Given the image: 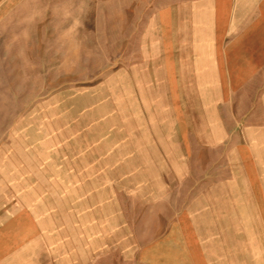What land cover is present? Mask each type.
Here are the masks:
<instances>
[{
	"label": "rangeland",
	"instance_id": "1",
	"mask_svg": "<svg viewBox=\"0 0 264 264\" xmlns=\"http://www.w3.org/2000/svg\"><path fill=\"white\" fill-rule=\"evenodd\" d=\"M169 1L0 0L1 264H129L153 204L209 190L264 264V0L237 84L178 72Z\"/></svg>",
	"mask_w": 264,
	"mask_h": 264
},
{
	"label": "crops",
	"instance_id": "2",
	"mask_svg": "<svg viewBox=\"0 0 264 264\" xmlns=\"http://www.w3.org/2000/svg\"><path fill=\"white\" fill-rule=\"evenodd\" d=\"M189 3L192 4L191 8ZM241 3L246 13L238 15L236 11L240 9ZM198 4L196 6L189 0H174L173 3L169 1L166 4L169 9L172 5L177 8V11L174 9L175 15L170 13L171 17L168 19L170 25L173 21L178 26L174 30L173 39L177 43H185L179 45L180 49L167 53L168 57L178 54V72L201 74L207 73V68L214 66L217 68V74L231 75L222 79L223 82L226 80L228 83L231 79V82L236 84L244 82L250 75H255L256 0H200ZM187 42H193L192 51L186 48ZM196 42H206L209 47L206 45L203 52H197V49L194 50ZM217 80L218 78H215V81ZM220 88L223 89V85L216 84V89L221 90ZM227 88L235 87L232 85ZM220 96L223 97L222 93ZM209 191L200 195H185L183 202L186 204H167L163 205V209L153 204L149 213H155L156 219H149V225L139 226L138 233L144 236L139 238L134 257L127 262L240 264L239 228L223 225V195L217 191ZM153 201L171 200L162 197ZM197 201L203 204L196 206ZM13 258L16 256L13 255ZM86 264L95 263L88 261Z\"/></svg>",
	"mask_w": 264,
	"mask_h": 264
}]
</instances>
